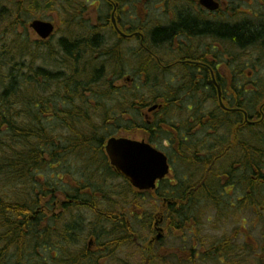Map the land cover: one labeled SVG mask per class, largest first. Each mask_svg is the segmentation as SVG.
<instances>
[{"label": "trees", "instance_id": "trees-1", "mask_svg": "<svg viewBox=\"0 0 264 264\" xmlns=\"http://www.w3.org/2000/svg\"><path fill=\"white\" fill-rule=\"evenodd\" d=\"M88 1L11 0L0 7L11 35L0 41V264H131L118 254L154 233L156 207L148 202L163 197L171 204L162 203L157 218L176 239L198 236L204 218L215 227L227 219L235 224L207 250L184 251L178 264H264V125L254 138L243 127L237 142L235 119L213 113L194 139L179 141L184 154L171 157L182 169L175 187L147 193L128 182L104 187L102 170L113 175L107 137L157 138L158 126L143 112L158 100L169 104V89L158 90L169 73L143 51L127 54L121 41L113 44L104 19L92 27ZM179 1L164 3L180 11ZM43 11L55 12L65 29L59 52L18 35ZM145 43L154 53L153 30ZM127 76L134 83L126 84ZM98 166L101 177L92 172ZM250 225L261 230L256 246L248 243ZM153 248L139 250L142 264H168Z\"/></svg>", "mask_w": 264, "mask_h": 264}, {"label": "flooded vegetation", "instance_id": "flooded-vegetation-1", "mask_svg": "<svg viewBox=\"0 0 264 264\" xmlns=\"http://www.w3.org/2000/svg\"><path fill=\"white\" fill-rule=\"evenodd\" d=\"M106 1L114 35L108 39L121 41L127 54L152 56L169 73L158 89H169V104L158 100L143 112L146 122L158 126L150 142L154 148L168 157L183 155L179 141L194 139L213 113L235 119L237 142L243 127H251L255 137L264 125V0H216L215 11L200 0H180V11L166 0ZM150 30L154 53L145 47ZM166 57L169 64L162 60ZM164 132L170 139L161 137ZM169 162L170 175L158 182L159 189L177 185Z\"/></svg>", "mask_w": 264, "mask_h": 264}, {"label": "rangeland", "instance_id": "rangeland-1", "mask_svg": "<svg viewBox=\"0 0 264 264\" xmlns=\"http://www.w3.org/2000/svg\"><path fill=\"white\" fill-rule=\"evenodd\" d=\"M144 1V0H140ZM86 2V0H85ZM11 3V0H0V7H3L5 5H8ZM104 1L103 0H89L86 4V16L85 18L89 21V24L92 27L95 26H102L100 24V20L108 15V11L106 7H104ZM153 6V5H152ZM155 9H151V11H154ZM44 20L46 22L54 23L56 26V34L47 41L46 45L39 44L40 47L44 46V49L47 51H50L51 49L55 50L56 52H59L58 43L60 39L64 36L65 29L61 27V22L59 17L55 14V12L48 13L47 11L39 12L30 18H28L25 24V30H22L19 28L18 35L25 36L30 39V44L37 47V44L40 43V39L38 36L33 32V30L30 29L28 26L33 20ZM7 22H0V41L4 38H9L11 35H8L5 31L7 29ZM29 27V28H28ZM135 46V45H134ZM132 77V76H130ZM129 77L127 76L125 78L126 84L130 85L134 83L133 81H128ZM102 132V131H101ZM116 136V135H115ZM109 137V136H108ZM107 137V138H108ZM133 139H141L144 137L143 135L139 136H131ZM172 159V158H171ZM95 164L98 165L97 159L93 160ZM173 170H175L176 177L180 178V175L177 174L178 172H181V166L178 164V162L173 161ZM100 166L97 167L96 170H92L97 176L99 175L101 177V174L99 172ZM103 173V172H102ZM93 174V173H92ZM106 175V176H105ZM105 175L103 173V177L105 180L104 187L106 188H116L118 185H120L121 182H124L123 179H121L117 174L113 172V175L109 177L110 174L108 172H105ZM94 176V175H92ZM107 189V190H108ZM149 206L156 207V213L154 215L153 222H152V228L155 229H162L164 232V238L163 241L156 242L157 244L154 246L153 251L155 255H159L160 257L167 256L168 258V264H178V259L186 258V254L184 251H190L191 249L195 248L197 252L199 251H205L207 250L211 244L216 243L220 239L224 238L225 236H229L234 232L233 227L235 224H233L232 219H227V224L225 226L215 227V223L213 221L208 220L207 218L203 219V225L201 227L200 233L198 236H193L192 234L187 233L185 237L181 239H176L170 232L169 225L166 224V221H164L162 224L156 225V220L158 217V214L160 212V208L162 206V201H155L150 200ZM248 219L253 220L254 216L251 214V216L247 215ZM253 225V221H252ZM250 225L251 228L249 229V232H251L250 237L248 239V243H252L254 246H256V239L261 234L260 228H255V226ZM156 234V232H155ZM155 234L149 235L148 232L143 233L140 237L135 241V247H130L129 250H126L119 255L120 260H128L131 264H142V253L139 251L141 250L144 243H148L152 238H155ZM248 234V233H246ZM153 240V239H152ZM121 261V262H122ZM111 264H120V263H111ZM123 264V263H122Z\"/></svg>", "mask_w": 264, "mask_h": 264}, {"label": "water", "instance_id": "water-1", "mask_svg": "<svg viewBox=\"0 0 264 264\" xmlns=\"http://www.w3.org/2000/svg\"><path fill=\"white\" fill-rule=\"evenodd\" d=\"M201 4L211 11L219 8L214 0H201ZM31 27L44 40L54 32L53 24L43 21H35ZM105 150L111 165L138 190H155L157 181L169 174L167 157L145 142L112 138ZM158 233L156 239L160 240L162 229H158Z\"/></svg>", "mask_w": 264, "mask_h": 264}, {"label": "bare ground", "instance_id": "bare-ground-1", "mask_svg": "<svg viewBox=\"0 0 264 264\" xmlns=\"http://www.w3.org/2000/svg\"><path fill=\"white\" fill-rule=\"evenodd\" d=\"M177 162H178V161H177ZM99 170H101V169H99ZM102 172H103V173H104V175H105V170H104V169L102 170ZM105 176H106V175H105ZM102 177H103V175H102Z\"/></svg>", "mask_w": 264, "mask_h": 264}]
</instances>
